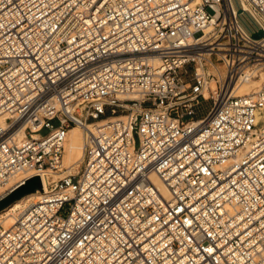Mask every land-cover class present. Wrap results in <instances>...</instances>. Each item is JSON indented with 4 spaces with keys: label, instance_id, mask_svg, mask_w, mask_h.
<instances>
[{
    "label": "built area",
    "instance_id": "2783aa9c",
    "mask_svg": "<svg viewBox=\"0 0 264 264\" xmlns=\"http://www.w3.org/2000/svg\"><path fill=\"white\" fill-rule=\"evenodd\" d=\"M260 29L264 0H0V186L31 173L0 197L41 182L0 264H264Z\"/></svg>",
    "mask_w": 264,
    "mask_h": 264
},
{
    "label": "bare ground",
    "instance_id": "6f19581e",
    "mask_svg": "<svg viewBox=\"0 0 264 264\" xmlns=\"http://www.w3.org/2000/svg\"><path fill=\"white\" fill-rule=\"evenodd\" d=\"M210 70L213 69L210 68ZM256 76L258 77L264 76V71L258 72V70H253V71L247 70L245 73V77H241V80L239 81L238 92L245 93V92H252L254 90H257L255 87H257L259 84L257 80L255 81ZM210 86L213 88L215 87V82L213 79L210 80ZM205 94L207 95V93ZM258 117L259 114L257 115V118ZM74 129H77L78 131L75 132ZM82 153H83V130L80 126L74 125L68 131L66 140L64 142V149L62 154V165L67 168V171L75 170L77 161L81 159ZM29 174L31 173H27L24 175L20 173L15 175L14 177H11L10 180L7 182V184L0 186V194L7 186L9 185L12 186L15 182L23 178L25 175H29ZM153 180L157 183L160 190L165 195H167L168 192L166 188L162 185V183L154 176H153ZM40 193L41 192L39 191L29 192L13 200L11 203H9L7 206H5L3 209L0 210V221H2L6 226L13 224L15 222L16 213L32 200L37 199Z\"/></svg>",
    "mask_w": 264,
    "mask_h": 264
},
{
    "label": "water",
    "instance_id": "95a60500",
    "mask_svg": "<svg viewBox=\"0 0 264 264\" xmlns=\"http://www.w3.org/2000/svg\"><path fill=\"white\" fill-rule=\"evenodd\" d=\"M264 36V30H259L252 34V37L259 38ZM41 187L40 178L38 175L31 176L30 178L26 179L22 184L18 185L10 192L5 194L3 197L0 198V210L11 203L13 200L21 197L22 195L33 192L37 188Z\"/></svg>",
    "mask_w": 264,
    "mask_h": 264
},
{
    "label": "rangeland",
    "instance_id": "374dc122",
    "mask_svg": "<svg viewBox=\"0 0 264 264\" xmlns=\"http://www.w3.org/2000/svg\"><path fill=\"white\" fill-rule=\"evenodd\" d=\"M211 68V66H208V69H210ZM253 69H255V70H258V72H260V71H264V64H262V65H260V66H257V68H253ZM258 81V86L257 87H255L256 89H258V88H260V86L262 87V86H264V76H262V77H258V76H256L255 77V81ZM254 88V89H255ZM204 106H205V108L204 109H202V110H200L197 114H196V116H201V115H203L205 112H206V110L210 107V105H211V100H208V101H205L204 102V104H203ZM258 119L260 120V119H264V109H262V113L261 114H259V117H258ZM44 130H42V132H43ZM74 131L75 132H77L78 130L77 129H74ZM42 132H40V133H42ZM74 132V133H75ZM73 133V134H74ZM79 150V149H78ZM80 152V151H79ZM79 155H80V153H79ZM77 163H78V161H77ZM4 193V191H2V193L1 194H3ZM0 194V195H1ZM1 198V197H0Z\"/></svg>",
    "mask_w": 264,
    "mask_h": 264
}]
</instances>
